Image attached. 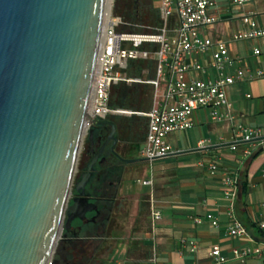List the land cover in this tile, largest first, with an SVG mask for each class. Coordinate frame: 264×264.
I'll return each instance as SVG.
<instances>
[{
    "label": "water",
    "instance_id": "obj_1",
    "mask_svg": "<svg viewBox=\"0 0 264 264\" xmlns=\"http://www.w3.org/2000/svg\"><path fill=\"white\" fill-rule=\"evenodd\" d=\"M104 2L0 0V264H50L62 230L95 210L78 205L65 216ZM96 125L110 133L74 186L80 196L100 152L114 142L111 120Z\"/></svg>",
    "mask_w": 264,
    "mask_h": 264
},
{
    "label": "crops",
    "instance_id": "obj_2",
    "mask_svg": "<svg viewBox=\"0 0 264 264\" xmlns=\"http://www.w3.org/2000/svg\"><path fill=\"white\" fill-rule=\"evenodd\" d=\"M214 3L210 11L214 22L201 32L212 41L224 42L235 58L229 72L239 80L227 89L233 119L230 123L212 122L207 111H196L192 127L180 132L184 141L181 149L174 147L169 140L171 134L168 136L175 152L166 158L175 161L154 171L147 162L128 165L143 169L141 182L147 184L130 181L138 191L129 241L117 245L109 264H216L208 255L214 246L226 259L222 264H264V77L256 76L257 71L264 72V54L252 55L254 48H264V37L232 40L235 33L247 29L240 21L247 11L256 13L257 23L264 29V0H247L241 7L233 5L232 0ZM238 125L259 128L262 137L243 142L236 133ZM200 140H206L207 145L199 147ZM211 162L218 168L214 175L207 170ZM223 172L238 181L233 215L247 237L226 235L230 217L229 204L222 196ZM123 177L124 172L120 187ZM140 202L146 207L141 214ZM151 209L160 214L159 220L151 221ZM207 217L217 225L212 226ZM190 243L194 244L192 250ZM233 249L247 252L242 262L232 259Z\"/></svg>",
    "mask_w": 264,
    "mask_h": 264
},
{
    "label": "built area",
    "instance_id": "obj_3",
    "mask_svg": "<svg viewBox=\"0 0 264 264\" xmlns=\"http://www.w3.org/2000/svg\"><path fill=\"white\" fill-rule=\"evenodd\" d=\"M246 1L232 0V4L241 7ZM214 5V0H160L157 8L158 25L144 28L147 32L134 33L123 30L130 25L112 16L111 2L100 38L98 70L92 77L91 101L89 111L86 107L83 137L88 136L95 120L135 114L146 119L142 147L137 155L151 161L174 154L168 136L189 130L192 127V115L196 111H207L212 122L232 121L227 89L239 80V76L229 72L235 58L228 53L224 42L212 41L201 32L214 22L210 12ZM240 21L247 29L235 33L233 41L264 37V29L258 25L255 12H245ZM261 54H264V48L252 50L253 56ZM146 61L152 63V68H142L141 77L128 74L132 69L129 67L131 63ZM150 74L151 78H147ZM256 76L264 77V72L257 71ZM248 79H251L250 75ZM119 84H145L152 87L150 108L146 112L111 109L108 106L111 89ZM236 133L240 135V140L248 143L262 137L260 129L255 127L238 125ZM207 143L206 140H200L198 146L204 147ZM230 149L233 150L234 146ZM207 170L210 175L218 172L216 163H209ZM222 181V196L229 204L230 217L225 228L226 235L232 238L247 237L245 228L233 215L238 181L225 172ZM150 205L152 208V201ZM150 218L152 222L157 221L160 214L151 209ZM207 218L212 226L217 225L211 217ZM196 223L199 224L200 220L197 219ZM189 246L191 250L194 249L193 243ZM208 255L216 264L226 262L217 246L212 247ZM246 255L245 250H232V259L236 261L242 262Z\"/></svg>",
    "mask_w": 264,
    "mask_h": 264
},
{
    "label": "trees",
    "instance_id": "obj_4",
    "mask_svg": "<svg viewBox=\"0 0 264 264\" xmlns=\"http://www.w3.org/2000/svg\"><path fill=\"white\" fill-rule=\"evenodd\" d=\"M111 14L113 17L120 18L123 22L130 26L123 28V30L140 33L147 32L146 27L153 28L158 25V11L153 8L152 0H113L111 7ZM128 74L133 77H141L140 71L142 68H152L150 61L131 63ZM147 78H151V74ZM152 87L145 84L125 85L119 84L112 87L108 106L111 109L129 110L131 112H146L151 106ZM116 131H123L127 129L124 135L123 142L129 143L125 149L123 159L137 158L138 148H134L131 139L134 135L138 137V141L142 142L145 134L146 119L136 115H131L129 118L119 116L110 117ZM122 120L124 123H122ZM121 121V122H120ZM119 123V124H118ZM85 153L82 152L77 163L78 176L84 171L86 167ZM126 162L119 160L114 155H106V163L103 167L106 173V183L120 181L124 172V165ZM146 210V207L140 202L139 213ZM116 211L112 218L107 222L106 232L92 234L90 238H101V240H90L89 243L84 244L80 251L68 250V255L59 249V254L62 257V264H109L110 257L114 252L115 242L112 240V233L117 232ZM61 242V241H60ZM130 244L128 252L131 250Z\"/></svg>",
    "mask_w": 264,
    "mask_h": 264
},
{
    "label": "flooded vegetation",
    "instance_id": "obj_5",
    "mask_svg": "<svg viewBox=\"0 0 264 264\" xmlns=\"http://www.w3.org/2000/svg\"><path fill=\"white\" fill-rule=\"evenodd\" d=\"M122 123H124L123 120ZM91 129V141L88 140L87 136L82 149V152L85 153V158L87 160L86 167L110 133V128L104 125H96ZM126 132L127 129L121 132L118 130L116 131L115 129L114 142L109 141L100 152L96 162L92 166L91 175L84 186V194L82 196L79 195L80 190L76 191L74 186L80 180V177L86 170V167L72 185L70 197L66 206L68 211L65 216L67 217V215L74 213L78 205L81 208L86 209L87 204L90 203L95 207V210L85 212L82 218H74L71 221L70 227L67 230H62L60 249L64 252V255L69 256L68 250L73 252L80 251L81 247L84 244L89 243L90 240H101V238L93 239L90 238V236L93 233L98 234L99 232L104 234L106 232L105 229L107 227V222L115 214V211H117L121 199L118 192L121 180H114L113 182L105 184L106 173L104 172L103 167L106 163V155H114L118 159H123L122 156L126 154L125 149L129 145V143L123 142ZM131 141L132 144L135 143L138 141V137L134 135Z\"/></svg>",
    "mask_w": 264,
    "mask_h": 264
},
{
    "label": "rangeland",
    "instance_id": "obj_6",
    "mask_svg": "<svg viewBox=\"0 0 264 264\" xmlns=\"http://www.w3.org/2000/svg\"><path fill=\"white\" fill-rule=\"evenodd\" d=\"M112 1L113 0H111V2ZM159 5H160V0H152L153 8L157 9L159 7ZM126 111H129V110H126ZM129 112H131V111H129ZM119 117L129 118V117H131V115L119 116ZM85 139H86L85 137H82V140L80 143L77 161H76V165H75V171H74V175H73V179H72V185L74 184L75 180L78 178L77 163H78V159L80 158V156L82 154V149L84 147ZM169 140H170V143H172V145L174 147H178L181 149L184 145L182 135L179 132L171 134L169 136ZM133 147L140 149L142 147V142L136 141L133 144ZM172 161H175L174 158H164V159L151 161L149 163L147 162V164H149L148 167L154 171V170L158 169L160 166L167 165L168 163H170ZM128 165H130V164L126 163L124 165L125 166L124 170H126V171H124L122 186L119 187V190H118L119 196L121 198L120 199V205L116 211V216L118 217L117 224H116L118 231L113 232L112 236H111L112 240L115 242L114 252H115V249H116L118 244H124L125 242L129 241L130 223L133 219V212H134V208L136 205V198H137V191H138L137 188H134L132 186L130 181L135 179V180H140V182H141L144 179L143 178V176H144V170L143 169L137 170L135 167L132 168V167H129ZM67 211H68V208L65 209V214ZM61 234H62V232H61ZM59 249H60V239L57 241V244H56V247L54 249V253L52 255L50 264H62L63 263L61 254H59V252H60Z\"/></svg>",
    "mask_w": 264,
    "mask_h": 264
},
{
    "label": "bare ground",
    "instance_id": "obj_7",
    "mask_svg": "<svg viewBox=\"0 0 264 264\" xmlns=\"http://www.w3.org/2000/svg\"><path fill=\"white\" fill-rule=\"evenodd\" d=\"M110 2H111V0H105V2H104V12H103V18H102V30L104 29V27L106 26V23H107V12H108ZM97 70H98V60H96V65H95V69L93 72V76L96 74ZM90 101H91V93H90L89 98H88L89 105L87 106V111H89Z\"/></svg>",
    "mask_w": 264,
    "mask_h": 264
}]
</instances>
